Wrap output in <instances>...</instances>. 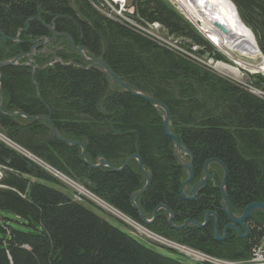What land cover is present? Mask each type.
Wrapping results in <instances>:
<instances>
[{"label": "trees", "instance_id": "trees-1", "mask_svg": "<svg viewBox=\"0 0 264 264\" xmlns=\"http://www.w3.org/2000/svg\"><path fill=\"white\" fill-rule=\"evenodd\" d=\"M230 1L264 56V0ZM131 6L138 20L160 23L186 48L196 46V54L227 62L165 0H131ZM47 26L67 32L96 57L105 48V62L122 80L168 108L171 132L190 152L194 176L211 160L225 168L231 211L264 203V98L163 51L134 29L99 15L88 0H0V31L12 39L19 34L21 41L0 37V60L28 52L31 40L49 37ZM59 57L73 64L47 65L50 56L39 53L36 63L43 68L35 69L33 75L20 64L24 58L16 65L0 67L3 110L8 111L10 104L12 110L28 115H48L62 136L85 146L86 159L92 163L103 157L111 166L120 167L127 156L138 153L151 179L135 204L147 213L163 205L171 212V220L200 223L179 232L178 241L183 244L220 257H247L263 234L264 213L256 214L252 232L243 241L207 249L211 225L208 220L202 225L200 214L218 205L222 187L215 190L205 185L194 198L183 195L182 168L174 158L173 139L165 132L159 110L110 83L97 68H85L88 64L76 53L64 50ZM256 78L264 89V78ZM0 127L107 203L126 215L136 214L131 195L145 183L136 160L120 170L90 167L81 161L79 146L48 134L45 120L28 124L22 116L0 114ZM0 170V212L15 214L29 228L0 224V264H185L112 225L85 205L90 201H75L62 182L1 142ZM206 212L208 219L210 211ZM4 218L0 214V220ZM157 223L159 229H166L165 214Z\"/></svg>", "mask_w": 264, "mask_h": 264}, {"label": "water", "instance_id": "water-1", "mask_svg": "<svg viewBox=\"0 0 264 264\" xmlns=\"http://www.w3.org/2000/svg\"><path fill=\"white\" fill-rule=\"evenodd\" d=\"M232 3V2H231ZM233 4V3H232ZM207 8L210 7L209 3L206 5ZM234 6V5H233ZM235 7V6H234ZM236 9V8H235ZM49 29L52 30V37L47 38L43 37L41 39H34L31 40L32 46L30 47L29 51L26 53H21L15 57H13L12 59H8V60H0V67L2 66H6V65H16L19 63V60L21 58H24L25 61L20 63L23 66H27L31 69V75L34 74L35 69L37 68H43V66H39L36 63V56L41 52L42 48L45 45H48L50 43V41L56 37L58 34L55 32L53 26H47ZM246 27V26H245ZM247 28V27H246ZM221 30L223 32H225L224 29L221 28ZM250 30V29H249ZM252 33V32H251ZM0 37L5 39V40H12L14 42H21L19 40V34H17V36L12 39L9 38L5 35H3V33L0 31ZM62 40H66L69 42L71 48L75 51V53L81 57L83 60L88 62L87 67L85 68H97L99 71H101L103 74H105L106 78L108 79V81L110 83H113L115 85H117L120 89L131 93V94H135V95H139L141 97H143L144 99H146L147 101H149L155 108H157L160 112V115L163 118V127L165 129V132L172 137L173 139V154L175 156V158L177 159L178 163L180 165H183L185 168H187L189 175L187 177L186 180H184L181 183V192L184 194V187L185 185L189 182V180L191 179L192 175H193V170H192V156L190 154V152L188 151V149L185 147V145L181 144L177 137L175 136L174 133L171 132V128H170V114H169V110L168 108L161 102L159 101L157 98H155L153 95L148 94L143 92L142 90L138 89L137 87L131 85L130 83L122 80L109 66L108 64L105 62L104 60V53H105V48L103 50V53L99 56L96 57L87 47L82 46L81 44H75V42L73 41V39L68 36L65 35ZM53 54H55V51H49ZM263 56V55H262ZM264 57V56H263ZM54 58V57H53ZM53 58H51L49 60V62L47 63V65L50 64V62L53 60ZM55 62H59L63 65H68V64H73V62H69V63H65L63 62V60L60 57H55ZM0 80H1V73H0ZM35 84V83H34ZM3 103H4V99L0 90V114L1 115H8V116H22L25 119H27L28 124L36 122L37 120H45L48 123V134L52 135L53 137L61 140L62 142H64L67 145H71V146H79L81 148L80 151V159L83 163L87 164L90 167H101V166H105L108 167L112 170H120L122 168H124L125 166H127L129 164V162L132 159H135L137 161L138 167L140 169V171L142 172L144 178H145V183L142 186L141 189H139L138 191H135L132 193L131 195V202L134 206V208L138 211L139 215H140V220L143 223H149L150 221H148L145 217V215L143 214L142 210L139 208V206L137 204H135L134 199L137 195L141 194L148 186L149 181L151 179V172L146 170L142 164L141 158L139 156L138 153H134L131 154L129 156L126 157L124 163L120 166V167H113L109 164V162L104 159L103 157H98L95 161V163L89 162L86 159L85 156V146L79 142V141H74L71 139H67L64 136H62L59 131L57 130V128L55 127V125L53 124V122L51 121L50 117L48 115H28L25 114L23 111L21 110H17V109H13L12 110V106L10 104L6 105V108L8 109V111H4L3 110ZM186 156L190 158V161L186 160ZM181 159H183V163H181ZM218 162L217 160H211L205 163L204 165V173H205V177L200 180L198 183L194 184L191 188V192L192 195L190 196L191 198H194L198 192V190H200L201 188H203L207 182V178L209 176L208 174V165L211 162ZM219 163V162H218ZM224 168V167H223ZM224 175L222 178V182H221V187H222V192H223V196H224V204L222 206L223 211H225V213L227 214V217L229 218V220L231 221L230 224H227L225 226V232L227 230V228L229 226L234 227L237 229V227L235 226V224H243L244 220L251 215L253 212L255 211H261L262 213H264V203H260V202H254V203H250L249 205H247L241 212V214L239 216H235L233 214V212L230 210L229 204L227 202V195H226V191L224 190V181H225V176H226V170L224 168ZM162 207H165L163 205H161ZM166 208V207H165ZM156 210H154V216L156 213ZM207 220V212L205 214V221ZM169 223L171 226L175 227V228H181L183 226L188 225L189 223H193L195 226H201L200 223H198L197 221L194 220H186L184 221V223L180 226H174L171 220V216L168 219ZM203 225V224H202ZM217 222L215 223V228H216V239L217 240H221V237L217 236Z\"/></svg>", "mask_w": 264, "mask_h": 264}, {"label": "rangeland", "instance_id": "rangeland-1", "mask_svg": "<svg viewBox=\"0 0 264 264\" xmlns=\"http://www.w3.org/2000/svg\"><path fill=\"white\" fill-rule=\"evenodd\" d=\"M90 5L92 6L90 0H88ZM105 3H106V0H104ZM177 13H179L180 15H184L185 16V20L188 21L189 23L190 20L187 18V15H186V11L181 7L180 5V2L179 0H165ZM176 1V2H175ZM110 4L112 5V1H110ZM124 5L126 6V8L124 7V9L126 11H119V13L121 12V14L123 13L125 17H129V13H130V6H131V0H125L124 1ZM182 10H181V8ZM92 8L97 12V10L92 6ZM103 13L101 12H97L99 15H101L102 17L104 18H107V19H110L108 17H106L105 14H107V12L105 11H102ZM113 13L114 11L109 8V15H112L113 16ZM182 15V16H183ZM127 18V19H128ZM113 21V19H110ZM123 21V19H122ZM197 22V21H196ZM129 23L130 22V19H129ZM198 23V22H197ZM160 24V23H159ZM199 24V23H198ZM161 25V24H160ZM194 25V24H193ZM200 25V24H199ZM195 26V25H194ZM195 27H197L198 31L200 32L199 30V26L196 25ZM145 31H148L150 34H152V36H159V37H165L166 38H169L167 37V35H169V33L167 32L166 28L161 25V28L158 29V28H154L153 26L152 27H143ZM196 29V28H195ZM161 32V33H160ZM164 32V33H163ZM160 33V34H159ZM201 33V32H200ZM167 34V35H166ZM142 35V34H140ZM163 35V36H162ZM202 37L203 34L201 33ZM143 37L147 38L146 36L142 35ZM171 36V35H170ZM148 39V38H147ZM150 40V39H148ZM151 41V40H150ZM174 41V40H172ZM178 43H181L179 40H177ZM207 41V40H206ZM152 42V41H151ZM176 42V41H175ZM210 45H212L209 41H207ZM154 43V42H152ZM156 46H158L159 48H161L163 51H168L170 52L169 50H166L165 47H163L162 45L159 46L158 44L154 43ZM177 45V44H175ZM182 49H185V50H190V52H193V55L198 57V59L194 58V57H191V56H187L189 57V61L193 62L195 65L199 66V67H202L204 69H207V70H210L214 75L220 77V78H223V79H226L228 80L229 82L235 84V85H241L243 86L244 88H246L249 92L255 94V95H258V96H261L262 98H264V89L263 87L259 86L256 84V81L258 80L256 77L259 75V76H262L264 78V73L260 72V71H255V69L253 67L257 66L259 63H260V57L258 56H255V57H251V56H238V58H240V60L245 64V65H242V66H237V64H234V62L230 59H228V57H226L222 51H220L219 49H217L216 47H213L227 60L224 61V60H217L215 58H211V56L209 55H206L204 54V56L202 55H198L196 54L195 52V46L191 47L190 49L189 48H186V46H184V43H181L179 44ZM172 53V52H171ZM173 54V53H172ZM236 55V53H235ZM178 56V55H177ZM180 57V56H179ZM212 59V60H211ZM220 62L222 63H225L227 65H230L231 67L233 68H236L238 70V72L234 73V72H230L228 70H221V69H217V66H219ZM252 66V67H251ZM113 84V83H112ZM0 129L6 133L5 130H3L1 127ZM15 140V139H14ZM15 142H17L15 140ZM20 145L21 147H24L22 146L21 144H18ZM25 148V147H24ZM13 150V149H12ZM15 151V150H14ZM23 156V155H22ZM39 157V156H38ZM31 161V160H30ZM125 161V160H124ZM124 163V162H123ZM49 164V163H48ZM39 166V165H38ZM52 166V165H51ZM41 167V166H40ZM43 168V167H42ZM55 168V167H54ZM44 169V168H43ZM57 169V168H55ZM45 170V169H44ZM58 170V169H57ZM46 172H48L49 174H51L53 177L56 178V176L51 173L50 171H47L45 170ZM57 180H59L60 182H62L64 185L66 183H64L62 180L56 178ZM81 183V182H80ZM82 184V183H81ZM83 185V184H82ZM86 189H88L85 185H83ZM65 190L68 192L69 195H71L73 197V190L70 186H68L67 184L65 185ZM89 190V189H88ZM92 192V191H91ZM93 193V192H92ZM85 199H87L88 201H90V203L92 204H89L88 202L85 203V205L89 208H91L94 212H96L98 215H100L101 217L105 218L106 220H108L112 225L116 226V227H119L127 232H129V223L125 222L124 220L121 219L120 215H117L115 213H113L111 210H109L108 208H105L106 206L105 205H102L100 204L101 202H98L97 200L93 199L92 197H89L87 196ZM104 201V200H103ZM111 205V204H110ZM112 206V205H111ZM114 207V206H112ZM115 208V207H114ZM117 209V208H116ZM120 211V210H119ZM122 212V211H121ZM123 213V212H122ZM1 215L7 217V218H4L2 220H0V224L2 225L3 222H5L7 225L13 227V228H17V229H23V230H28L29 228L24 226L22 224V220H20L15 214L11 213V212H0ZM124 215H126L125 213H123ZM129 217V215H126ZM150 239V238H146L143 239V238H140L138 237L137 240L140 241L141 243L145 244L146 246L156 250L157 252H159L160 254L162 255H165V256H169V257H172V258H175V259H179L181 260L183 263L185 264H197L195 263V261L191 260L193 259L191 256H187L189 259L179 255V249H176L175 251H170L168 249H172L174 248L173 246L171 245H176V244H179V245H183V243L181 242H177L175 240H169L167 239L170 243L168 244L170 247H168V249H165V248H161L159 246H156L150 242H148L147 240ZM152 240V239H151ZM150 241V240H149ZM168 242V243H169ZM174 243V244H172ZM181 243V244H180ZM256 244H257V241H256ZM184 245H187V244H184ZM255 243L252 245L254 246ZM164 246V245H163ZM190 246V245H188ZM251 246V248H252ZM172 247V248H171ZM182 249V247H179ZM195 248V247H193ZM250 248V249H251ZM196 249V248H195ZM198 249V248H197ZM207 249L211 250L210 247H207ZM201 250V249H199ZM178 254H177V252ZM186 252H190V251H187L185 250ZM201 251H204V250H201ZM222 258V257H221ZM224 258V257H223ZM227 259H231V258H227ZM240 259V258H239ZM232 260H238V259H232Z\"/></svg>", "mask_w": 264, "mask_h": 264}, {"label": "flooded vegetation", "instance_id": "flooded-vegetation-1", "mask_svg": "<svg viewBox=\"0 0 264 264\" xmlns=\"http://www.w3.org/2000/svg\"><path fill=\"white\" fill-rule=\"evenodd\" d=\"M55 32L58 35L56 37H54L50 41V43L48 45H45L42 48V50H41V52H43L44 54L49 55L50 56V59L54 57L53 60L51 61L52 63L55 62V57H57V56L59 57V54L62 51H64V50L65 51H68V52L70 51L71 53H75V51L71 48L69 42L66 41V40H62V38L65 35H68V33L67 32H59V31H56V30H55ZM50 37H52V30H51L50 36L49 37H46V39L47 38H50ZM49 51H55V54H53V53H51ZM81 60L85 64H88L87 61H85L83 59H81ZM174 158H175V156H174ZM132 160H135V159H132ZM175 160L178 163V161H177L176 158H175ZM182 160L183 159H181V161H180L181 163H183ZM186 160L187 161H190V158L186 156ZM179 166L182 168V172H183V174H182V176L180 178V181H179V183L181 185V183L184 180L187 179V177L189 175V172H188L187 168H185L183 165H180L179 164ZM192 170H193V162H192ZM201 174H203V175H201ZM208 174H209V176H208L207 182L205 184L206 187L207 186H210V187H213L215 190L217 188H220L221 182H222V178H223V175H224V171H223V168L221 167V165L218 162H215V161L214 162H211L208 165ZM204 177H205L204 168H202V170H200L198 177H195L194 176V171H193V175H192L191 179L189 180V182L185 185V187L183 189L184 190V193L186 195L191 196L192 195L191 186L194 185V184H196V183H198ZM144 180H145V178H144ZM201 190H202V188L200 190H198L197 194L200 193ZM224 190L226 191V187L225 186H224ZM217 200H218V205L217 206L211 205L208 209L202 210L201 211V214H200V218L202 220L201 223L203 224L205 222V214H206V211L207 210L210 211V213L208 214V219H207L208 221H207V223H209V225H211V231H212L211 232V241L208 244H205V245L207 247L214 248V246H227V245H230V244H233V243H236L237 244V243H239V241H243V239L247 238L249 236V234H251V232H252L250 225H251V223L253 221H255V222L257 221L256 214L259 213V212L260 213H262V212L261 211H258V210L255 211V212H253L251 215H249L244 220L243 224H236L237 229L234 228V227L229 226L227 228L226 232H225V230H224L225 226L227 224H230L231 221L229 220V218L227 216L224 217L223 214H222V212H221V210H220V208L224 204V200H223L222 194H220V195L217 196ZM139 208L142 210V212L145 215L146 219L148 221H150V222L149 223H143L140 220V215H139V213H138V211L136 209H135L136 214L134 215V214H130L129 213V218L131 220H133L134 223H137L138 225H141V226L145 227L148 231L153 232V233H156V234L160 235L161 237H163L165 239L175 240V241L179 242L178 240L181 239V238H179V235H180L179 232L180 231H185L186 229H191V228L195 227V225L193 223H189L188 225L183 226L181 228H175V227L171 226L170 223H169V221H168V219L171 216V212L167 208L162 207L161 205L160 206H157L155 208V209H157L156 210V213H155V216H154V210L155 209H153L152 213H147L141 207H139ZM232 212H233V214L235 216H239L241 214L242 210L240 212H235V211H232ZM163 214H165V221L167 223V227H166L165 230L159 229L158 228L159 226H158V223H157L158 218H160ZM184 221H185V219L182 222H179L177 219H172V223H173L174 226H180V225H182L184 223ZM216 221H217V223L219 225L217 231L220 234V237H222L224 235V233H225L224 238L221 239V240H217L216 239V236H215V227L214 226H215ZM129 233H131L136 239L138 237H140V238H143V239L146 240V238H147L144 235L134 233L133 232V229L131 227H129ZM147 241L150 242V243H152V244H154V245H156V246H159L161 248L168 249L167 246H165V245L163 246V244H161V243H159V242H157L155 240L148 239Z\"/></svg>", "mask_w": 264, "mask_h": 264}, {"label": "built area", "instance_id": "built-area-1", "mask_svg": "<svg viewBox=\"0 0 264 264\" xmlns=\"http://www.w3.org/2000/svg\"><path fill=\"white\" fill-rule=\"evenodd\" d=\"M110 1H112V5L110 4ZM125 0H106V3L104 0H90L92 6L97 10V12L105 11L107 12L106 17L113 19V21L118 22L119 24L126 25L132 29H134L137 33L142 34L146 36L148 39H150L152 42L158 44L159 46L165 47L166 50H169L172 52L174 55H178L182 58L189 59L187 56L194 57L198 59V57L193 55V52H190V50H185L182 48H179L177 46L171 45V44H166L165 39L160 38L159 36H152L148 31H145L143 27H151L150 25H145V21L138 20L136 17H134V9L132 6H130V13L129 17H125L124 14L119 11H126L124 7ZM109 8H111L114 13L113 16L109 15ZM128 18V19H127ZM123 19V21H122ZM129 19L130 22L129 23ZM196 26V25H195ZM199 60V59H198ZM243 87V86H242ZM244 88V87H243ZM246 89V88H244ZM247 90V89H246ZM258 96V95H257ZM261 97V96H260ZM0 142L4 144L5 146L9 147L10 149L15 150L17 153L23 155L27 159L31 160L35 164L43 167L45 170L50 171L53 173L56 178L62 180L64 183H66L68 186H70L73 190V199L75 201H83L87 196L92 197L93 199L97 200L98 202H101L100 204L105 205V208H108L111 210L113 213L120 215L121 219L124 220L125 222L129 223V226L133 229L134 233L144 235L152 240H155L167 247H170L168 244L171 245V243L161 237L160 235L148 231L145 227L138 225L137 223H134L133 220H131L128 216L124 215L121 211L118 209L112 207L109 203L106 201H103L99 196L96 194L92 193L90 190L86 189L79 181L75 180L74 178L68 176L64 172L55 169L53 166L48 164L46 161L35 155L33 152L29 151L27 148L21 147L18 145V142H15L13 138L8 136L7 133H4L0 129ZM0 179H1V174H0ZM65 184V185H66ZM169 242V243H168ZM174 244V243H172ZM181 244V243H180ZM174 248L173 250L176 249H181L179 247H182V249H185L187 251L196 253V254H201V262H196V263H208V264H264V227H263V234L261 237L258 239L257 244L252 246V248L249 251V254L247 257L240 258L238 260H232V259H227V258H221L217 255L201 251L199 249H195L191 246L188 245H171Z\"/></svg>", "mask_w": 264, "mask_h": 264}, {"label": "bare ground", "instance_id": "bare-ground-1", "mask_svg": "<svg viewBox=\"0 0 264 264\" xmlns=\"http://www.w3.org/2000/svg\"><path fill=\"white\" fill-rule=\"evenodd\" d=\"M179 2L181 7L186 11L187 18L190 20V22L194 25H198L203 36L208 39V41L214 47L222 51V53L228 57V59L232 60L234 64H237V66H242L245 64L240 60V58H238L239 55L251 57L258 56L260 57V63L253 68L255 71L258 70L264 73V57L258 49L253 34L242 23L235 7L230 0H179ZM208 3L210 7L207 8L206 5ZM145 25H150L155 29H160V25L156 22L145 23ZM221 28L224 29L225 32H223ZM167 37L169 38H166L164 35V37L160 38L165 39L166 44H171L182 48L179 45L181 43H178L176 38L174 39L169 35H167ZM194 48L196 49V46ZM217 69L228 70L234 73L238 72L236 68H233L230 65L222 62H220L219 66H217ZM179 250L180 254L184 255L185 257L191 256L193 258L191 260L195 262H201V254H196L193 252L188 253L185 251V249Z\"/></svg>", "mask_w": 264, "mask_h": 264}]
</instances>
